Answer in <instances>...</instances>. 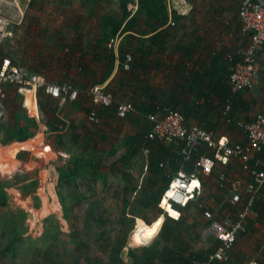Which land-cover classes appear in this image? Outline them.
Returning <instances> with one entry per match:
<instances>
[{
	"label": "rangeland",
	"instance_id": "obj_1",
	"mask_svg": "<svg viewBox=\"0 0 264 264\" xmlns=\"http://www.w3.org/2000/svg\"><path fill=\"white\" fill-rule=\"evenodd\" d=\"M164 3L168 20L159 28L162 37L149 42L155 33L146 0H0V16L13 23L12 39L0 47L12 59L17 54L28 72L40 69L53 81L65 67L63 53L79 58L84 75L74 74L82 77L78 83L85 91L103 72L90 61L95 43H108L112 23L124 12L136 18L135 31L119 34L123 21L115 36L122 51L136 58L140 48L146 53L141 59L147 69L151 51L182 54L188 43L205 37V11L201 19L198 11H192L209 5L206 0H169V5L160 0L153 12ZM169 79L163 71L161 83ZM106 88L115 105L117 87ZM87 96L82 92L74 102H54L52 110L40 113V120H31L24 107H16L17 120L12 121L0 103L2 135L27 134L22 141L14 137L0 141V264H202L216 247L208 222L197 204L182 208L177 221L162 215L157 202L164 177L154 164V154L142 151L143 118L117 119L112 105L98 110V123L92 124ZM170 173L172 166L163 176ZM164 209L170 218L178 217L171 208ZM158 220L161 226L151 243L132 242L139 221L153 225ZM246 229L223 264H264V202L253 208Z\"/></svg>",
	"mask_w": 264,
	"mask_h": 264
},
{
	"label": "built area",
	"instance_id": "obj_2",
	"mask_svg": "<svg viewBox=\"0 0 264 264\" xmlns=\"http://www.w3.org/2000/svg\"><path fill=\"white\" fill-rule=\"evenodd\" d=\"M224 1L230 5L231 17L226 13L218 15L219 24L223 22L228 29L227 37L233 42L231 49L226 50L223 56L228 64V75L220 122L226 134L216 135L199 126H187L184 114L167 106H156L154 112L145 115V142L169 153L159 161L158 167L166 170L169 166H175V171L166 175L168 183L158 207L168 218L169 213L165 212L164 205L174 210L178 217L170 219L177 221L182 208L189 204L199 206L202 217L208 222L211 240L216 245L202 264L227 262L234 244L246 233V222L264 189V158L261 156L264 112H258L248 120L233 115L236 95L253 87L258 53L264 48V8L251 0ZM223 16L229 19H223ZM169 23L174 26V21L170 20ZM12 25L10 20L0 16V46L5 40L12 39ZM107 48L114 51L122 70L129 71L133 57L125 53L122 60L118 58L117 37L108 41ZM218 53L215 51L212 55ZM7 86L17 88L23 97L26 114L33 120H40V91L52 99L68 102L76 101L79 96V90L72 84L66 82L58 85L49 82L43 74L28 72L26 67L16 64L9 55H4L0 47V102L6 96ZM87 95L95 107L107 109L114 105V98L104 85L92 86ZM133 114L135 109L132 103H115L118 119ZM98 120V112L90 110L88 121L96 124ZM142 151L148 155L150 148L143 146Z\"/></svg>",
	"mask_w": 264,
	"mask_h": 264
},
{
	"label": "crops",
	"instance_id": "obj_3",
	"mask_svg": "<svg viewBox=\"0 0 264 264\" xmlns=\"http://www.w3.org/2000/svg\"><path fill=\"white\" fill-rule=\"evenodd\" d=\"M196 9L197 10L192 11V13L194 14L198 11L200 13V19L203 11H205V13H203V34H205V37L199 36L194 40L195 42L188 43L187 49L181 50L183 51L182 54L175 52L171 54L169 49L167 52L151 51L147 58V62L150 64L148 69L145 67L144 58L141 59L143 55L142 52L139 51L141 50L140 48L138 50V55H140V57L136 58L134 56L136 67L130 74L124 75L125 73L119 68V61H115L111 74L102 85L105 87L108 86L109 89L117 87V102L129 101V97L132 94L128 90L131 88L132 90H137L138 94L146 93L147 96H143V98L140 99L143 107H148L150 104L146 100L148 95L150 97H156L155 102L152 104H168L171 100L184 114L187 126H199L216 135H224L226 134V130L220 122V111L222 108L220 97L222 93L219 88L214 89L212 87L214 83L210 84L205 79L198 81L196 80V76L200 75L201 77H206L210 74L213 79H219L222 73L221 69L218 66H211V60L208 57L207 50L211 49L213 52L230 50L233 46V42L228 39V37H225L219 24L213 23L210 14H207L208 12H206L204 8L199 6ZM226 14L228 13L226 12ZM228 16L231 17L229 14ZM165 45L169 47L168 43ZM94 69L95 67L93 66L92 70ZM163 71H165L166 74H170V79L167 83L162 84L161 78ZM89 74L92 73L90 72ZM74 78L78 81L77 76ZM262 81H264V48L258 53L256 72L253 76V87L243 92L240 98L236 99L233 115L237 118L248 120L256 113L263 111L257 103V99L260 95L259 84H261ZM121 87H123V90L126 88L127 91L121 92ZM136 116L142 117L144 120L142 113L136 112L134 117ZM22 153L24 152H21L19 156L23 155ZM263 202L264 189L259 194L255 206Z\"/></svg>",
	"mask_w": 264,
	"mask_h": 264
},
{
	"label": "trees",
	"instance_id": "obj_4",
	"mask_svg": "<svg viewBox=\"0 0 264 264\" xmlns=\"http://www.w3.org/2000/svg\"><path fill=\"white\" fill-rule=\"evenodd\" d=\"M146 1H147L146 6L148 8L147 14L150 17V19L152 20V22L154 23L153 27H151V31H152V33H155L154 35H152L151 37H149L150 38L149 39V42H154L155 40H156L155 42H157V39H160L162 37V32H161L162 30H160L161 29L160 27H162V25H164L165 21L168 20V15H167L165 3H164L163 6L160 7V9H159L158 12H153L156 9V6H155L156 3L158 1H160V0H146ZM206 1H207V4H209V5L201 4L200 6L202 8H204V9H207V12L210 14L211 20L213 21L214 24H215V21L217 20L218 15H220V14H224L225 15L226 12L229 15H231V12L229 11V6L230 5L227 4L226 1H224V0H206ZM251 1H254V0H251ZM34 3L35 2L31 1V6H33ZM128 17H129V15L127 14V12H124V15L121 17V19L119 21L112 23V28H111V32H110V36H111L110 39L116 37L115 35H116L117 31L119 30L120 23L123 22V21H125V24H124V26H123V28H122V30H121V32L119 34H123V33H126V32H132V31H133L132 33H134V31H135L134 26H135V20H136V18L134 17V15L131 16V17H129V18ZM228 17L223 16V19H229ZM231 20L233 21V18ZM217 24H219V22ZM159 25H161V26H159ZM219 25H220V27H221V29H222L225 37H227L228 36V29L223 26V22H221ZM158 29L160 31H158ZM136 35H138V36L141 37L143 34L137 33ZM139 39H142V38H139ZM24 41L25 40H23V42ZM45 42H46V40H45ZM95 44L97 46V49H95V51L93 52L92 60H90V61L96 63L100 68H103V72H102V74H100L99 80L93 79L95 81H94L93 84H91L90 88L92 86H94V85H102L104 83V81L111 74V72L113 70V67H114V63L116 61L114 51L107 48V42H106V44H102L99 41H97ZM14 47H15V45H13V48ZM27 47H28V45H27ZM62 49H63V47H62ZM23 51L26 52V54H23V56L24 57L25 56L28 57L27 50H23ZM139 51H141V50H139ZM55 53H57L56 50H55ZM125 53H130L132 55L131 52L122 51V49L120 48V45H119V48H118V58L120 60H122L123 55ZM212 53H213V50H211V49L207 50L208 57L211 60L210 61L211 66L212 67H217L218 66L221 69V72L222 73L220 74L219 79L215 80L209 74V76L207 75L206 77H201L200 75H197L196 76V80H198V81L200 80L201 81V80L205 79L210 84L211 83L212 84L214 83L212 85V87L214 89H216V88L218 89L219 88L220 91H221V93H222L221 94V97H220L221 102H222V98H223L224 94L227 91V88H226V80H227V75H228V64H227V62L223 58L224 53H225L224 50H221L218 53V55H216V56L212 55ZM142 55L143 56H146V53L143 52ZM63 56L64 57L62 58V63L64 64L65 67H64V69H61L60 70V74H59L60 77L58 79H56L54 81L51 80L50 77L47 75V73H45V71H42L40 69H37V70H34V71H30V73L43 74V75L46 76V78H47V80L49 82H52V83H55V84H58V85L63 84V83H66V82L72 84L73 86H75L79 90V96H78V98H79L81 96L82 92H84V93L86 92L87 93L89 91V89H90V88H87V90H85V91L83 89H81L79 87L78 81L79 80L81 81L82 79L79 76H77L78 81H76V79L74 78L76 76V74H74V73H79V72H76V71H81L84 67L81 64L77 63L78 61H80L79 58H73V59H71L69 57V54L65 55L64 53H63ZM16 57H17V54L15 56V59H13V61L16 64L20 65L19 64L20 60H17ZM132 57H133V61L130 64V70L129 71H123L122 69H120L121 71H123V72H125L127 74H130L133 71V69H135V67H136L135 63L136 62H135V58H134L133 55H132ZM87 70H88V74H89L90 73V69H87ZM80 74L84 75L83 72L80 73ZM89 75H91V74H89ZM105 89H106L107 92H110L106 87H105ZM120 91L121 92H126L127 90H126V88H125V90H123V87H121L120 88ZM128 91L132 95L129 97V101H126L125 103H132L133 104V107L135 109V114H136V112L142 113L143 114V117H144V120H145V115L148 112H150V111H153L154 112L156 106L164 107L163 105H160L158 103L152 104L153 102H155L156 97L155 96L154 97H150L149 95H148V97H146L147 98L146 100L150 104L148 105V107H146V106L143 107L142 102L140 101V99L143 98V96H147L146 93L138 94L137 93V90H135V89L132 90V88L129 89ZM6 92H8V93H6V96H5L4 100L0 102L1 103V108H2L3 105L5 107H7L8 108V113H9L10 120L16 121L17 119L15 117V111H16L15 108L16 107H23V97H22L21 94L18 93L17 88L14 87V86H7L6 87ZM241 94L242 93H239V94L236 95L234 104L236 102V99L240 98ZM88 99L90 101V104H92L91 103V98L88 97ZM59 101L60 100H55V99H52L49 96L45 95L43 93V91H40L38 93V108H39L40 113H42V112H44L46 110H52L54 108V102H59ZM12 106H14V107H12ZM166 106L169 107V108H171V109H173V110L180 111L177 108L178 106L175 103H172L171 100H170V102ZM113 107H114V111H115V105H113ZM110 108L111 107H109L107 109H104V108H100V107H97V106L95 107L92 104V107L90 108V110H96L98 112V114H99V111L100 112H103V111L108 110ZM23 111H24L25 115L27 116L26 111H25L24 108H23ZM135 114H133L132 116H129V117L125 118V119H130V118L134 117ZM125 119H120V120H125ZM47 127L51 128L53 126L52 125H48ZM144 128H145V131H146L147 130V125ZM3 130H5V124H0V141L1 140H4L5 138H8V137H14V138H16V136H14V135H10V136H7L6 134L5 135H2ZM145 131H144V133H145ZM144 133H143V137H142V143L145 144V146H147L148 148H150V154H154V156L156 157L155 160H154V164L157 165L156 168L161 172V177H164V187H163V190L161 192V195H162L163 191L165 190V188L167 186L168 179L166 178V175L163 176L164 169L159 168L158 167V163H159V161H161V159L164 158V155H168L169 153H168V150L155 148L154 145H152L150 143H146L145 140H144ZM26 137H27V134H25L24 137H17L16 139L19 140V141H22ZM150 145H152V146L150 147ZM261 156H262V158H264V147H263ZM74 161H72L71 163H73ZM172 166H173V171H175V166L174 165H172ZM160 198H159V200H160ZM159 200H158L157 203H159ZM159 210L162 212V210L160 208H159ZM162 215H163V212H162ZM166 219L171 220L168 217H166ZM246 227H247V222H246Z\"/></svg>",
	"mask_w": 264,
	"mask_h": 264
},
{
	"label": "bare ground",
	"instance_id": "obj_5",
	"mask_svg": "<svg viewBox=\"0 0 264 264\" xmlns=\"http://www.w3.org/2000/svg\"><path fill=\"white\" fill-rule=\"evenodd\" d=\"M62 128H59V129H62ZM165 207L167 206L164 205V208ZM161 222H162L161 220H158L153 225H146V223L139 221L134 231L132 232V235H131L132 242L134 244H137L138 246H145L151 243V241H153L156 238L159 232ZM150 233L151 235H149Z\"/></svg>",
	"mask_w": 264,
	"mask_h": 264
},
{
	"label": "water",
	"instance_id": "obj_6",
	"mask_svg": "<svg viewBox=\"0 0 264 264\" xmlns=\"http://www.w3.org/2000/svg\"><path fill=\"white\" fill-rule=\"evenodd\" d=\"M254 2L258 3L262 8H264V0H254ZM259 98L257 99V103L260 105L261 109L264 112V81L259 84Z\"/></svg>",
	"mask_w": 264,
	"mask_h": 264
},
{
	"label": "snow or ice",
	"instance_id": "obj_7",
	"mask_svg": "<svg viewBox=\"0 0 264 264\" xmlns=\"http://www.w3.org/2000/svg\"><path fill=\"white\" fill-rule=\"evenodd\" d=\"M149 235H151V233Z\"/></svg>",
	"mask_w": 264,
	"mask_h": 264
}]
</instances>
